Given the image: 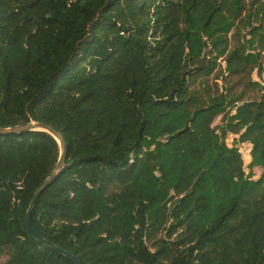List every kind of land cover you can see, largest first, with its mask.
I'll return each mask as SVG.
<instances>
[{
  "label": "trees",
  "instance_id": "1",
  "mask_svg": "<svg viewBox=\"0 0 264 264\" xmlns=\"http://www.w3.org/2000/svg\"><path fill=\"white\" fill-rule=\"evenodd\" d=\"M256 69L264 0H0V128L47 123L68 146L34 230L82 264H264ZM242 131L249 175L226 143ZM60 153L0 135L3 264H73L26 221Z\"/></svg>",
  "mask_w": 264,
  "mask_h": 264
},
{
  "label": "water",
  "instance_id": "2",
  "mask_svg": "<svg viewBox=\"0 0 264 264\" xmlns=\"http://www.w3.org/2000/svg\"><path fill=\"white\" fill-rule=\"evenodd\" d=\"M25 132L47 133L51 135L52 137H54L61 147L60 157H59L58 163L53 173L42 183V185L38 188V190L34 194L30 208L27 212L26 221H27L28 230L37 240H39L46 246L60 252L66 257H68L73 262V264H82L81 261L75 255L71 254L70 252L56 246L55 244L43 238L36 230H34V228L32 227V223H31L32 211H33V208L37 200L47 188L52 186L60 178V176L62 175L66 167V161H67V156H68V146H67L65 137L60 131L56 130L52 125L47 124V123L30 122L25 125L9 127V128H0V135H6V134H11V133H25Z\"/></svg>",
  "mask_w": 264,
  "mask_h": 264
},
{
  "label": "rangeland",
  "instance_id": "3",
  "mask_svg": "<svg viewBox=\"0 0 264 264\" xmlns=\"http://www.w3.org/2000/svg\"><path fill=\"white\" fill-rule=\"evenodd\" d=\"M220 61H222V59H220ZM221 64L223 68H226V62L222 61ZM251 77L252 80L264 84V76L260 74L259 69L254 70ZM217 82L220 87L223 86L222 80H217ZM219 124H221V118H219L215 123V125ZM243 132L244 131L239 134H229L227 136L226 143L229 147H236L239 149L243 157L245 172L247 175H249L251 173L250 166L253 163V145L249 142L244 141V139L242 138ZM255 174L256 175L254 176V179L260 178L262 170L259 168L255 169ZM5 260V257H0V264H3Z\"/></svg>",
  "mask_w": 264,
  "mask_h": 264
}]
</instances>
